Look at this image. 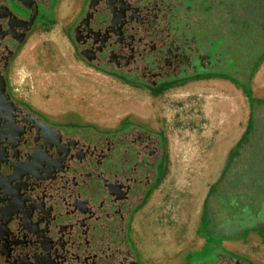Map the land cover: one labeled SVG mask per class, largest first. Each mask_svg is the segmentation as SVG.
Here are the masks:
<instances>
[{
  "label": "flooded vegetation",
  "instance_id": "obj_1",
  "mask_svg": "<svg viewBox=\"0 0 264 264\" xmlns=\"http://www.w3.org/2000/svg\"><path fill=\"white\" fill-rule=\"evenodd\" d=\"M57 2L0 0V264H144L129 233L135 207L166 160L164 135L142 127L147 133L135 130L118 140L69 128L50 121L11 88L9 70L18 49L38 25L49 22ZM71 3L68 37L78 57L96 71L145 85L152 93L210 77L234 79L247 88L243 68H233V74L226 69L221 40L239 0ZM249 10L258 50L264 48V0ZM238 27L233 23L242 36L247 33ZM259 109L264 104L250 102L253 116ZM134 126L139 125L122 128ZM227 182L234 180L225 179L211 195L214 206L208 200L209 230L230 233V206L222 209L223 199L239 201L242 192L225 189ZM251 198L264 210V199ZM249 214L239 224L243 231ZM216 256L222 264H253L233 252Z\"/></svg>",
  "mask_w": 264,
  "mask_h": 264
},
{
  "label": "rangeland",
  "instance_id": "obj_2",
  "mask_svg": "<svg viewBox=\"0 0 264 264\" xmlns=\"http://www.w3.org/2000/svg\"><path fill=\"white\" fill-rule=\"evenodd\" d=\"M255 1L239 0L235 20L225 22V26L230 24L231 27L223 33L221 40L223 55L228 59L226 69L230 71L231 67L233 74L234 69L238 71L239 67L243 68L247 84L251 82L252 95L264 100V56L261 58L264 48L256 50L253 47L255 31L252 26L253 18L249 14ZM71 2L72 0H66L67 19L61 20L57 16L58 0L54 8L55 14L48 16L49 22L43 26L38 25L18 49L9 70L13 93L50 121L69 128L93 127L100 131H117L124 125L134 123L164 135L167 155L161 179L144 206L134 215L129 236L137 252L140 249L142 253L161 260L174 259L176 253L180 254V249L184 248V251L194 247L193 242L199 237L197 230L204 219L207 194L221 177L230 152L247 128L250 100L234 79L187 82L158 94L152 93L145 85L129 83L92 69L78 57L68 37ZM233 23L241 29H248L247 33L242 36L237 29H233ZM210 30H207L208 33ZM30 53L34 55L38 67L55 64L57 68L54 67V70H60L58 75L62 77V81L78 78L79 82L88 80L90 83H97L101 80L104 92L87 89L81 95L77 94L72 104L45 106L50 101V94H54L58 103H63L70 91L61 86L62 83H56L51 86L52 89H49L50 86L38 85L34 77L35 71L30 66ZM48 54H53L51 56L55 62H49ZM25 55L28 57L22 60ZM260 58L258 68L253 72ZM61 68L68 71H62ZM259 112L264 115V110L259 109ZM261 114H254L253 133L239 150L241 154L249 152L243 159L245 163L241 168L234 163L226 177L234 182H227L225 189L230 188L232 193L242 192L239 201H234L235 203L231 201L227 204V199H223L222 209H225V205L230 206L226 208L228 217L225 213L218 215L219 218L227 217V222L231 224L228 227L230 233H222L218 229L209 230L204 224L202 234L208 243L200 251L192 250L186 264H196L192 263L193 260H200L199 264L211 263L217 260L216 255L219 253L238 254L242 244L245 250L249 249V243L240 241L245 239L247 230L243 232L239 224L244 221L246 212H255L252 193L264 192V161L254 160L264 152V118ZM65 121L71 122L68 124ZM186 132L194 133L197 138L191 155L192 150L183 154L179 145ZM250 147L254 149L249 150ZM175 175L178 177L175 178ZM233 176L242 180L237 182ZM235 181L239 183L236 188ZM210 202L214 206V197ZM212 222L217 226V216L214 215ZM237 231L240 233H236Z\"/></svg>",
  "mask_w": 264,
  "mask_h": 264
},
{
  "label": "crops",
  "instance_id": "obj_3",
  "mask_svg": "<svg viewBox=\"0 0 264 264\" xmlns=\"http://www.w3.org/2000/svg\"><path fill=\"white\" fill-rule=\"evenodd\" d=\"M207 79H226V78L210 77V78H205V79H201V80H193V81H190V82L204 81V80H207ZM62 122H64V121H62ZM65 122H68V124H70L71 121H65ZM75 122H77V121H75ZM81 124H84V123H81ZM250 149H254V148L250 147L249 150ZM247 154H249V152L245 151L242 154H240V156H241L240 158H237L239 160L236 159L237 161H239L238 162L239 163L238 166H240L239 168H241L242 164L245 163V162H243L244 161L243 159H244V157ZM227 162H228V160H227ZM224 169L225 168H223V171H224ZM223 171L221 172V175H222ZM207 196H208V194H207ZM254 197H255L256 201L259 203L260 200L264 199V192L262 191V192L256 193V195H254ZM144 204H143V206H144ZM258 205L255 206V212L256 213L253 212V213H255V214H253L252 212H250V214H249L250 219H249L247 225L245 226V230H247L246 231L247 233L245 235V239H241L240 240L241 242L244 241L245 243H249V249L245 250V248H243L244 245L242 244L241 247L238 250L239 251L238 255L247 258L253 264H264V210L260 207V205L259 206ZM204 222H205L204 219H202L201 224H200V226H199V228L197 230V232L199 234V237L195 239V242L192 241L193 244H194V247H192L191 249L187 248L184 251H183L184 248L180 249L179 250L180 254L176 253L174 259L161 260L158 257L148 256V255L142 253V251H140V249L138 247V249H139V251H138L139 258L141 259V261L144 264H186V263H188V260H189L188 255L190 254V252L192 250L200 251V250L204 249L205 246L208 243L207 238L205 239V235L202 234V229H203ZM238 233H240V232L238 231ZM223 248L225 249V246H223ZM172 260H174V261H172ZM199 261L200 260H196V261L193 260L192 263L199 264L198 263Z\"/></svg>",
  "mask_w": 264,
  "mask_h": 264
},
{
  "label": "bare ground",
  "instance_id": "obj_4",
  "mask_svg": "<svg viewBox=\"0 0 264 264\" xmlns=\"http://www.w3.org/2000/svg\"><path fill=\"white\" fill-rule=\"evenodd\" d=\"M67 14H68V11H67V6H66V0H59V4H58V7H57L58 19L59 18L61 20L67 19V16H66ZM59 50H61V49H59ZM61 52H63V49H62ZM30 55H31L30 66L33 69V71H35L34 72V77L37 80V84L38 85L50 86L49 89H52L51 86L55 85L56 83L58 85H60L62 83L61 86H64L65 89H68L70 91L68 94H66L63 103H58L56 101L57 99L54 97V94H50V97H51L50 101H49V103L46 102L45 106H48L49 104H51L54 107H60V106L67 105L69 103L72 104V100H74L77 97V94L81 95L84 91L86 92L87 89H92L93 88V89H95L98 92H104V87H102L101 80L98 81L97 83H95V82L94 83H90L88 80H84V81L79 82L78 80H80V79H78V78H75V80L70 78V79L62 81L61 80L62 77L58 75L59 73H61L60 70L59 71L54 70V67H56L55 64L47 65V66L44 65V66H39L38 67V65H37V63H36V61L34 59V55L32 53H30ZM51 55H53V54H51ZM51 55L50 54L47 55V57L49 58V62L53 60ZM27 57L28 56L25 55L22 60H25V58H27ZM52 62H55V61L53 60ZM58 69H60V66H59ZM61 70L62 71H68V70H66V68L65 69L61 68ZM71 74H72V72H71ZM67 77L69 78L68 75H67ZM70 77H74V76L70 75ZM54 92H55V90H54ZM192 92H195V90L192 91ZM65 93H66V91H65ZM66 99H69V100H66ZM51 112L53 113V111H51ZM183 137H184V139L181 140L179 145L182 147V151H183L182 153L185 154V153H187V152L192 150V148L194 146V143H195V140L197 138L195 137L194 133H189V132L184 133ZM173 144L175 145L176 143L173 142ZM191 154H193V150H192V152L189 155H191ZM187 156H188V154H187ZM177 175H175V178L178 177ZM179 181H180V179H179Z\"/></svg>",
  "mask_w": 264,
  "mask_h": 264
},
{
  "label": "trees",
  "instance_id": "obj_5",
  "mask_svg": "<svg viewBox=\"0 0 264 264\" xmlns=\"http://www.w3.org/2000/svg\"><path fill=\"white\" fill-rule=\"evenodd\" d=\"M258 68V67H257ZM257 68L255 69V71L257 70ZM254 71V72H255ZM239 87L246 93V95L248 96L250 102H253L257 105L259 104H264V100L262 99H256L253 95H252V90H251V82L247 85V88H243L241 85H239ZM166 89V88H165ZM164 89H162V91H158L156 93H162L164 92L163 91ZM253 115L252 113H250V117H249V121H248V125H247V128L244 132V134L242 135V137L238 140V142L236 143L234 149L230 152V155H229V160L227 162V165L221 175V177L218 179V181H216L210 188L209 192H208V196L205 200V205H204V217L206 216V206H207V203H208V200L210 199L211 195L214 193V191L220 186V184L226 179L227 177V174L229 172V170L232 168V166L234 165V163L237 165H239L238 161L235 162V160L238 158V156H240V148L241 146L246 142L248 141L249 137L251 136V134L253 133ZM82 130H85L87 132H92V133H96L104 138H107V139H122L124 138L126 135H128L131 131L132 133L135 131V130H140V131H145V129H143L142 127L140 126H134V128H132L131 130L130 129H125V128H122L120 130H117V131H113V132H107V133H101V132H98L96 131L95 129L93 128H90V127H86V128H82ZM147 133V132H146ZM163 141V139H162ZM164 144L162 143V150H161V153H162V158L166 157L167 155V151H166V142L165 140L163 141ZM257 154V153H256ZM261 154H263V156H261ZM259 155H257L256 159L254 160H259V161H264V152L262 151ZM259 156V157H258ZM260 158V159H259ZM253 161V160H252ZM160 166V169H159V172H160V175H159V178L157 181H155V183L151 186V188L145 193L144 195V199L141 201V203H139V205H137L134 209V212L136 210H138L140 207L143 206V204L145 203L146 199L148 198V196L150 195L151 191L153 190V188H155L157 185H158V182L160 181L161 179V175H162V167H163V162H161L159 164ZM236 171V170H235ZM225 257H230V256H225ZM206 264H222V258L219 259L217 258L216 261L214 262H207Z\"/></svg>",
  "mask_w": 264,
  "mask_h": 264
}]
</instances>
